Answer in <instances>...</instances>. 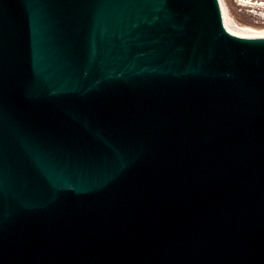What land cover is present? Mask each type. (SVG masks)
<instances>
[{
  "label": "water",
  "instance_id": "95a60500",
  "mask_svg": "<svg viewBox=\"0 0 264 264\" xmlns=\"http://www.w3.org/2000/svg\"><path fill=\"white\" fill-rule=\"evenodd\" d=\"M0 264H264V33L0 0Z\"/></svg>",
  "mask_w": 264,
  "mask_h": 264
},
{
  "label": "rangeland",
  "instance_id": "374dc122",
  "mask_svg": "<svg viewBox=\"0 0 264 264\" xmlns=\"http://www.w3.org/2000/svg\"><path fill=\"white\" fill-rule=\"evenodd\" d=\"M251 1L242 5L238 4L236 0H225L229 11L237 21L264 29V5L257 3L262 0Z\"/></svg>",
  "mask_w": 264,
  "mask_h": 264
},
{
  "label": "bare ground",
  "instance_id": "6f19581e",
  "mask_svg": "<svg viewBox=\"0 0 264 264\" xmlns=\"http://www.w3.org/2000/svg\"><path fill=\"white\" fill-rule=\"evenodd\" d=\"M238 4H242V5H246L248 4V2H252L251 0H236ZM254 1V0H253ZM223 3H224V6H225V9H226V18H227V21L245 31H251V32H256V33H264V29L263 28H255L253 27L252 25L250 24H243L242 22H239L237 21L232 13L229 11L228 7H227V4L225 2V0H223ZM257 3H260V4H263L264 5V1H258ZM254 4V3H253Z\"/></svg>",
  "mask_w": 264,
  "mask_h": 264
}]
</instances>
